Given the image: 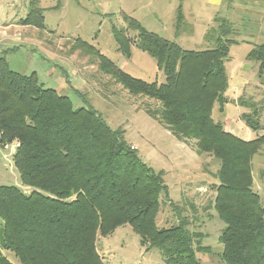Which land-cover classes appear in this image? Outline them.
Segmentation results:
<instances>
[{
    "label": "trees",
    "instance_id": "obj_1",
    "mask_svg": "<svg viewBox=\"0 0 264 264\" xmlns=\"http://www.w3.org/2000/svg\"><path fill=\"white\" fill-rule=\"evenodd\" d=\"M226 2L231 6L233 0ZM43 12L37 0L31 1L20 24L45 30ZM183 21L180 7L178 28ZM130 27L138 31L135 41L115 30L119 50L130 57L134 43L151 55L165 83L134 78L92 48L99 70L130 94L155 101L156 107L147 109L154 120L179 141L195 142L199 155L218 162L211 206L225 223L220 258L224 264H264V205L253 177L264 135L242 140L212 117L215 104L225 103L226 62L237 44L231 39L233 23L216 17V26L206 35L214 47L204 51L183 50L137 21ZM6 55L0 57V165L1 151L14 145L12 163L23 188L0 186V264H12L3 250L12 251L22 264H106L99 238L126 225L145 251L159 250L165 264H203L197 254L210 249L202 246L204 234L191 229L197 216L186 214L170 198L164 172L143 161L124 131L113 130L95 110L76 109L68 97L45 89L36 73L11 70ZM247 60L259 64L263 83L264 43ZM238 103L250 110L242 115L246 125L261 130L264 104L245 98ZM162 197L176 215V223L167 229L157 225Z\"/></svg>",
    "mask_w": 264,
    "mask_h": 264
},
{
    "label": "rangeland",
    "instance_id": "obj_2",
    "mask_svg": "<svg viewBox=\"0 0 264 264\" xmlns=\"http://www.w3.org/2000/svg\"><path fill=\"white\" fill-rule=\"evenodd\" d=\"M9 1H16L23 11L33 0ZM255 1L257 6H264L263 0ZM241 4L236 1V9H246L245 3ZM37 6L44 11L46 29L36 30L31 38L35 41L33 47H21L7 57L11 70L22 75L36 73L45 89L68 97L76 109L95 110L113 130L124 131V139L138 150L143 161L156 172H164L170 198L186 214L197 216L198 223L191 229L204 234L202 246L210 249L197 254L201 262L224 264L219 238L225 223L211 206L216 194L213 186L218 162L209 155H199L195 142L179 141L154 120L147 109L155 108V101L130 94L111 75L101 72L92 48L132 77L163 84L166 77L157 61L134 43L131 56L124 55L115 39V30L125 31L135 41L138 31L130 23L137 21L146 31L177 43L183 50L204 51L214 47L206 35L216 26V17L229 19L235 29L231 39L237 44L231 46L226 62L225 103L215 104L212 117L227 132L251 141L264 135V109L260 118L262 129L253 131L242 120V115L250 110L238 101L245 98L260 106L264 104L259 64L247 60L249 52L264 43V12L261 19L247 17L239 10L230 12L226 0H37ZM180 7L184 21L178 28ZM15 148L12 145L1 151L0 186L23 188L12 163ZM253 177L254 190L264 205V148L253 160ZM161 201L157 225L167 229L176 223V215L170 204L163 205V197ZM97 245L106 264H165L159 250L145 251L130 225L100 237ZM3 253L12 264H22L12 251Z\"/></svg>",
    "mask_w": 264,
    "mask_h": 264
},
{
    "label": "crops",
    "instance_id": "obj_3",
    "mask_svg": "<svg viewBox=\"0 0 264 264\" xmlns=\"http://www.w3.org/2000/svg\"><path fill=\"white\" fill-rule=\"evenodd\" d=\"M236 1L242 4L245 3L246 9H236ZM253 1L255 0H233L232 5H228L229 11L239 10V12H242L247 17L261 19L263 17V13L261 12H264V6L259 7L257 6L258 3ZM15 2L0 0V57L4 56L5 52H8L6 60L12 52L18 51L21 47L28 49L29 47H33L35 43L31 38L35 37L34 33L37 29L20 24V21L23 20L22 17L28 14L30 5L28 7L25 6L24 10L20 11Z\"/></svg>",
    "mask_w": 264,
    "mask_h": 264
},
{
    "label": "built area",
    "instance_id": "obj_4",
    "mask_svg": "<svg viewBox=\"0 0 264 264\" xmlns=\"http://www.w3.org/2000/svg\"><path fill=\"white\" fill-rule=\"evenodd\" d=\"M7 148H9L8 146L7 147H5V149H7ZM10 156H12V155H10Z\"/></svg>",
    "mask_w": 264,
    "mask_h": 264
}]
</instances>
